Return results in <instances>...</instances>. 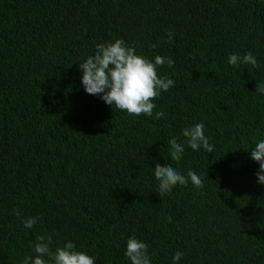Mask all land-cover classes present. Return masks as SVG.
<instances>
[{"label": "trees", "instance_id": "obj_1", "mask_svg": "<svg viewBox=\"0 0 264 264\" xmlns=\"http://www.w3.org/2000/svg\"><path fill=\"white\" fill-rule=\"evenodd\" d=\"M173 35L168 40V33ZM123 39L174 87L164 117L130 116L85 92L79 62ZM251 52L257 67L228 64ZM264 0H0V264H21L38 235L71 240L95 264H130L126 241L151 264H264V185L250 158L264 139ZM205 125L211 153L168 141ZM192 170L203 187L158 194L154 167ZM39 221L26 228L20 217ZM172 218L168 222L167 217ZM154 253V255H152Z\"/></svg>", "mask_w": 264, "mask_h": 264}, {"label": "clouds", "instance_id": "obj_2", "mask_svg": "<svg viewBox=\"0 0 264 264\" xmlns=\"http://www.w3.org/2000/svg\"><path fill=\"white\" fill-rule=\"evenodd\" d=\"M173 35L168 33V40L172 41ZM251 64L257 67L255 56L248 52L244 55L231 53L228 56V64L235 67L239 64ZM167 65L171 68L174 61L170 57L156 55L154 60L137 54L135 45H128L123 39L101 42L95 45L94 54L89 55L84 61L79 62L78 68L82 75L81 84L89 95H99L108 105L126 112L130 116L145 115L156 120L164 117L163 111L153 110L156 108L153 102L162 92H167L174 87V80L167 74L159 75L158 69ZM255 92L264 95V85L257 84ZM205 125L196 123L181 129L185 142H178L172 138L168 141L170 156L173 161H179L184 153L185 144L193 151L211 153L214 146L210 144V137L205 135ZM250 158L259 164L255 173L257 182L264 185V139L255 142L250 150ZM155 178L159 181L158 194L165 195L176 185L187 186L189 182L196 187L202 188L203 180L192 170L186 175L181 174L173 166H162L157 163L154 167ZM13 215L21 218L26 228H32L39 217H23L19 209H13ZM168 222L172 218L167 217ZM52 235H38L32 243V255H26L21 264H95V257L84 251L76 249L75 244L69 240L63 246H57L53 251ZM125 257L130 264H151L149 245L132 236L126 241ZM154 255V253L152 254ZM184 255L176 251L172 257V264Z\"/></svg>", "mask_w": 264, "mask_h": 264}]
</instances>
